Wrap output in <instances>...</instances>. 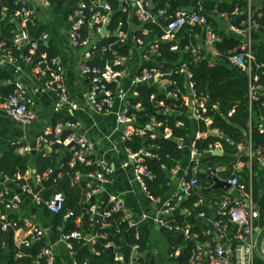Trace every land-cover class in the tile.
Here are the masks:
<instances>
[{"label":"trees","instance_id":"obj_1","mask_svg":"<svg viewBox=\"0 0 264 264\" xmlns=\"http://www.w3.org/2000/svg\"><path fill=\"white\" fill-rule=\"evenodd\" d=\"M70 1L49 0L56 11L65 10L68 15L72 14L77 8L76 5H70ZM79 1H86L89 6L91 3V0ZM153 1L157 9H167L169 14L190 6L198 8L200 2L204 7L202 13L208 15L209 22L214 26L216 35L219 36V39L214 42L215 49L219 55L216 57L213 65H211L212 54L208 51L207 46L201 42V39L205 38L202 26L187 25L174 39H165L164 27L158 22L145 23L142 27L143 30H136L134 27L136 24L139 25V22L135 18H131L128 11H123V6L119 0H109L112 6L111 22L108 25L109 29L116 31L120 23H122V30H128L130 37L134 36L144 41L143 46L145 50L150 46V42L157 40L159 46L158 53L152 54L153 62L147 66L151 67L159 61H164L172 63L174 67L172 74L168 75L171 83L165 90L162 91L154 84L136 85L131 89V94L127 98L129 102L128 116L135 118L131 123L134 122V128L144 130V134L142 135L136 132L130 135L127 145L135 153L144 151V153L150 154L144 157V164L153 175L146 176L145 182L149 194L158 198L163 197L168 190L167 185L171 181L172 170L179 165L185 156L184 148L187 142H194L197 153L202 157L200 161L201 166L193 176L198 179L201 185H209L207 184L209 183L208 174L203 172V168L224 166L225 170L219 172L221 178L237 177L238 172L235 170V166L239 160L238 156L236 157L239 153L238 145L245 140L244 132L246 129L248 131V122L253 110L256 115L264 116V97L255 100L252 107L253 110H250L251 104L248 99L249 76L247 72L233 64L229 59L235 49L240 46L242 37L234 31L219 33L218 24L210 16L225 14L228 16L231 25L241 28L249 17V3L247 0ZM22 5L23 1L21 0H0V43H4L5 51L3 53L10 52L15 58L21 55L33 56V62H30L33 69L43 53H47V56L52 58L58 57L60 52L52 41L46 44V40L43 38L46 27L38 19L30 21L26 26L31 40L38 43L35 52L30 54V45H26L23 49L18 48L14 43L17 24L13 19L16 18V12ZM4 7L8 8L5 17H3ZM97 10L104 12L101 8ZM86 13L87 19L81 29L84 38L89 37L91 31L90 17L92 12L90 8L86 10ZM252 15L258 25L257 28L253 29L252 34L253 51L257 65L260 66L255 69V72L259 74L260 83L264 86V6L258 8L257 4L252 5ZM145 30H147V33H143ZM129 40L127 39L123 42L119 36H106L101 40L99 48H111L108 52H102L98 49L90 63L102 67L106 62L112 64L117 56H128L131 49ZM175 45L179 47L177 51L172 49ZM198 45H200L199 55L201 58H198V54L186 49L188 46L192 48ZM182 64H186L193 74L192 81L197 97L200 100H206L203 119L193 120L190 118L191 110L184 100L186 90L184 87L185 74L180 72ZM116 86V83L109 84V88L113 91L116 90ZM167 91H178L179 97L173 99L168 96V93H163ZM10 92L8 87H0V93L3 96L9 95ZM208 95H211L214 104L209 102ZM160 100L165 105H160ZM168 107L171 108L170 112H166ZM218 108L221 110V113L218 112ZM204 118H209L212 122L207 124ZM59 121L65 123L73 120L69 117L56 114L54 116V125ZM179 122H183V125H179ZM148 125H151L152 128H147ZM253 125L254 127L249 134L253 150L255 152L261 150L264 154V133L258 129L256 120L255 123L253 122ZM210 130H219L223 137L210 135ZM196 131L205 132L208 135L196 139ZM71 132V130H63L58 137L54 134L45 136L47 142H41V147L35 155L31 152L21 154L19 152L21 148L19 144H9L4 153L0 155V181H4L5 177H9L11 180L19 183L20 186L28 184L33 188L31 180H26L24 176L30 166L35 164L40 184L37 188L33 189L34 192L42 200H48L58 192L64 194V207L60 213H55L56 225L61 226L65 234H70L74 231L88 234L93 230L94 210L97 204L95 198L88 200V192L91 191V188L88 187V182L93 183V187L98 188L100 186L99 182L89 179L87 176L98 169V164L97 162L90 164L76 162L72 164L73 150L71 148L67 149L64 145V140ZM50 142H54V144L52 151L48 153L46 146ZM218 143L222 145L224 150L223 155L208 156L209 151L215 148V145ZM243 159L247 161L249 157L246 156ZM193 167L194 165L191 164L186 179H191ZM55 170H58V175L53 178L51 177V173ZM79 175L81 177L77 180ZM239 181L241 184H247L249 176L244 175L242 179L239 178ZM195 190L181 204L183 209L189 208L191 214L180 213L173 217L183 227L186 224H190L191 235L198 234L197 238L193 236L185 238L183 233H181L183 232L182 230H173L171 232L174 235L172 243L182 245L184 247V255L186 256L193 251L198 242L213 240L214 236L213 233L205 234L209 227L204 220L198 217L200 213H205L208 218L212 217L213 209L209 202L214 196L204 190H201L200 194L197 195L198 189ZM5 198L8 201L10 195L5 196ZM202 199L204 202L197 204ZM70 212L71 215L66 217ZM100 212L103 214L105 226L101 229L94 244H87L84 237L69 239L74 258L78 264H83L84 262H89L90 264H121L117 260L115 253L107 251L108 244L122 246L126 242L131 246L139 244V248H143V245L136 238V227L129 226L121 211H112V203L105 202L100 208ZM108 212L110 216L107 217L105 214ZM78 220L80 222H77ZM172 224L175 223L173 222ZM1 225L0 223V248H2L3 244H8L12 255H15L19 251L24 254L23 257L14 260L11 264L48 263L46 258L41 254L45 247L44 242L34 243L31 246L23 245L20 249H17L14 246L13 230L4 231ZM185 260L186 258L183 259L182 263ZM140 263V260L133 262V264Z\"/></svg>","mask_w":264,"mask_h":264},{"label":"crops","instance_id":"obj_2","mask_svg":"<svg viewBox=\"0 0 264 264\" xmlns=\"http://www.w3.org/2000/svg\"><path fill=\"white\" fill-rule=\"evenodd\" d=\"M25 1L32 9L35 10L36 19H38L46 27V32L44 33V35L47 36L45 41L46 44H49V42L52 41L60 52L58 58L62 68L63 87L68 92L71 101L78 104V108H72L70 105L58 107V99L56 94L45 90L44 79L38 77L35 74L31 64L25 61L24 55L15 58L13 55L8 56V53H0V87H8L11 92H13L17 84H21L26 87L29 93V98L33 103V107L37 114L33 123L23 125L5 114L4 110L0 107V155L4 153L9 144H19L21 149L26 146L32 148V145H34L38 152L39 148L41 147V139L49 134H54L56 137H58L55 133V129L58 124L79 122L80 126L77 129V132L80 135H86L95 143V157L97 161L104 162L111 170V173L107 176V180L101 184L99 183V191H97L93 197L97 200L94 214L102 215V223L104 226L103 214L100 212V208L105 202H110L109 199L111 197L115 196L121 199L124 207L136 221V238L143 245V248H139V244H137L136 248L132 246L133 251L127 263L125 262L124 256L121 253L114 252L117 255V260H119L121 264H133V262L136 260H140V264H186L188 262V256L190 253L187 256L184 255V247L182 245H176L172 243V239L174 237V235L171 233L172 230L160 227L153 221V219L156 217L160 218V216L169 218L172 223H175L174 228H179L175 229V231H185L188 229L190 231V235L192 234L190 224H186L183 227L182 225L178 224L173 217L180 213H185L187 215L191 214L189 208L186 207L183 209V206L181 205L187 199L179 200L177 198V193L181 190L182 181L187 178V175L189 174L191 164L194 165L192 169V177L197 173L199 167L201 166L200 161L202 157L197 153L194 142L186 143L184 148L185 156L176 167L177 169L174 168L172 170L171 181L167 185L168 190L165 192L164 196L158 198L151 196L148 190H145L142 187L134 169V162L125 151V144L122 141L124 129L120 132L119 130H115L118 113L121 111L125 103L119 98H116L114 108L110 112H99L90 103L89 94L91 90V82L87 76L83 75L79 71L78 68L79 63L85 60V50L82 48L73 47L69 40V33L73 22L71 16L74 14V12L68 15L65 10L56 11L54 6L50 4L49 0ZM247 1L248 3L250 1L251 6L255 4H257L258 8L263 6V0ZM223 20H225L229 25V28L225 32L234 31L241 35L237 29L238 27L229 23L228 16ZM13 21H15L16 24L18 23L16 19H13ZM136 30H143V28L141 27L140 29ZM143 33H147V30H145ZM105 37L102 32H95V34L91 33V40L95 44H100L101 40ZM129 39V42L131 43V56L128 57L126 73L121 79V86L126 90L128 97L131 94V89L136 86L134 85L133 80L137 74L151 62H153V59L148 60L145 58V47L143 45H139L135 41L134 36L130 37ZM44 54L47 55V53H43L42 55ZM173 68L174 67L166 70L160 69L164 73V76L161 78L162 84L154 85L158 86V88H160L162 91L165 90V88L171 83L168 75L172 74ZM186 80L187 79L185 76L184 87ZM185 90L186 96H184V100L190 107V118L193 120L197 119L192 117V107L194 105V100L190 97L191 95L187 92L186 87ZM163 93H168V96L173 99H177L179 97L178 91H167ZM254 102L255 101H252V103H250V110H253L252 107ZM159 104L165 105V103L161 100L159 101ZM167 111L170 112L171 108L168 107L166 109V112ZM56 114L69 117L73 121H67L65 123L59 121L54 125V116ZM251 115L252 116L248 122L249 132L247 129L245 130V140L238 145L239 153L236 155V157L238 156L239 160L235 166V170L238 172V178L242 179L244 175L249 176L248 183H245L246 189H240L233 186L229 191H223L222 189H212L214 182L211 179L208 171L212 169L216 170L218 177L228 182L231 178H233H221L219 176V172L225 170L224 166L208 169L203 168V172L208 174L209 183H207L208 181L206 183L209 185L207 186L199 184V187L196 188L198 189L196 192L197 195L200 194L201 190H204L208 192V194H213L214 196L209 202L213 209L212 217H206L205 213L198 214V217L205 222L206 220L212 221L213 224L218 219H221L224 222L226 231L223 238H220L217 230L215 231V228L211 229L207 222L206 224L208 225L209 229L205 232V234L213 233L214 236L212 241H215L214 243L217 244L219 243L230 251L232 264H264V258L258 253L259 238L261 233L264 231V167L261 165L256 156L252 158L249 154V134L254 127L253 122L255 123L256 120L258 123V129L260 132L264 133V131H262L263 129L260 128V124L264 127V116L256 115L254 110ZM205 121L207 124L212 122L209 118H207ZM131 125L133 126L134 122ZM63 130L70 129L64 126L60 133ZM216 131V135L213 136L219 135L220 137H223L219 130ZM209 134L211 135V132H209ZM207 135L208 133L205 132H195L196 139L206 137ZM53 144L54 142H50L46 146L48 153L52 151ZM64 145L67 149L71 148L69 143H64ZM215 147L216 151H223L222 154L219 155L222 156L224 153L222 145L218 143L215 145ZM21 149H19L20 153ZM254 153L257 154L255 151ZM246 156L249 157V160L247 161L243 159ZM31 166L24 178L29 181L31 180L33 188L28 184L26 185L31 189L32 193H28L23 190L25 185L20 186L19 183H17L15 180H11L9 177H5L4 179L5 182L0 188V197L3 195L4 199H6L5 196L10 195V198H8L10 200L18 196L20 200L19 203L16 202L17 206L15 208L5 209L8 214V221L10 223L8 227L5 228L4 222L0 220L2 229L4 231H9L10 229L13 230L14 246L17 249H20L23 245L31 246L34 244L31 242L30 232L32 231V227L39 226L44 230L46 235L43 242L45 245H49L54 248L55 257L58 264H78L74 258L72 247L69 246V241L66 242L62 239V235L65 233H63L62 227L57 226L55 223L56 214L51 212L44 204H38L35 200L34 195L38 194H36L33 190L37 187L34 185L32 177L34 174L36 175L38 186L40 184V179L37 175V171L34 173ZM53 173L54 171L51 173V175ZM250 189L252 190L251 194L253 195L255 202L254 206L257 207V210L260 212V216L256 222L259 231L255 232L254 234V248L251 251H247V248L249 244L252 243L253 239L249 240L236 236V229L231 224L229 217L226 214L227 208L224 206L225 199L223 196L228 194L232 197H240L245 199L247 195L250 194ZM203 202L204 201L202 199V201L198 203ZM169 206L172 207V211L169 214H166L165 210ZM176 211L179 212L176 213ZM95 215L93 219V228L95 225ZM15 222H17L16 226L13 225ZM77 222H80V220ZM100 231L98 232L97 236L92 239H88V235H90L91 232L85 234L87 237H85L86 243L92 245L95 242V239L98 237ZM181 233H183L185 238H189L185 235V232ZM52 234L58 236L55 241H51ZM196 235L198 237V234H194L192 236L195 237ZM199 243L200 242H198L196 246ZM109 246L120 248L123 245L115 246L113 244H108L107 248H109ZM262 250L264 253V240ZM23 255L24 254L21 251L16 252L15 255H12L10 246L8 244H3L2 248H0V264H11L14 260L23 257ZM184 258H186V260L182 263ZM36 263L39 264L38 262Z\"/></svg>","mask_w":264,"mask_h":264},{"label":"built area","instance_id":"obj_3","mask_svg":"<svg viewBox=\"0 0 264 264\" xmlns=\"http://www.w3.org/2000/svg\"><path fill=\"white\" fill-rule=\"evenodd\" d=\"M23 1V5L19 10H17L14 19L21 24L23 29L22 33H19V29H17V33L14 37V43L18 46V48L23 49L26 45H30L29 48L30 54H33L38 46L36 41H32L29 33L26 29L27 24L30 21L36 19L35 10L32 9L29 4ZM123 6V11H128L131 18H135L139 22V26L143 27L145 23L148 22H157L158 17H164L166 20V24L164 27L165 31V39H174L178 33H180L185 26H196L200 25L204 29L205 38L202 39L204 44L207 46L208 51L212 54V60L210 62L213 65L216 57L219 55L218 51L215 49L214 42L219 39V36L216 35V31L214 26L209 22L208 15L203 14L204 11L203 5L199 2L198 8L192 7V10L180 9L175 13H168L167 9H157L156 4L153 0H119ZM250 4V1H249ZM77 8L74 11V14L71 16L73 20L72 26L69 33L70 44L75 48H82L85 50V60L80 62L78 65L79 71L87 76L91 82V90L89 94L90 103L92 106L99 112H110L114 108L115 99L119 98L122 100L125 105L118 113L116 129L123 131L122 141L125 144V151L134 162V169L137 174V177L142 185V187L147 190V185L145 182L146 176H152V172L149 168L144 164V157L150 154L144 153V151H140L139 153L133 152V150L127 145V141L130 139V135L134 132L142 135L144 134V130L140 128H134L131 122L135 118H130L128 116V94L126 90L121 86V79L126 73V64L128 61V57L131 56V49L128 56H117L114 62L111 64L110 62H106L104 66H98L90 63L94 54L97 52L99 48V43L95 44L91 40V33L95 34V32H102L104 27L108 28L109 23L111 22V14H112V6L109 3V0H91L90 6L86 1H78L76 4ZM90 8L92 12L90 17V25L91 31L90 36L84 38L81 32L82 26L86 22L87 13L86 10ZM101 8L104 10H97ZM7 7H4V15L6 16ZM212 16V15H210ZM222 19H226L227 15L221 14L219 15ZM77 19V20H76ZM122 23H120L118 29L113 32H117L114 36H119L121 41H125L130 38L129 31L122 30ZM161 25V24H160ZM247 25V26H246ZM137 26V25H136ZM135 26V27H136ZM134 27V28H135ZM257 22L253 19L252 15V6L250 4L249 8V17L247 22L243 23V27L237 28L241 33L243 40L241 41L240 46L235 49V51L229 57L230 61L240 67L243 71L247 72L249 76V100L250 103L259 99L260 97H264V86L260 83V76L257 72H255L256 68L260 66L257 65L256 57L253 51V29L257 28ZM109 29V28H108ZM111 31V30H109ZM110 36V35H107ZM105 37V36H104ZM43 38L46 40L47 36L43 35ZM135 41L139 45H144V41L141 38L135 37ZM150 46L145 50V58L152 59V54H157L159 50L158 41L154 40L149 43ZM111 47H102L100 50L102 52H108ZM178 46L175 45L172 47L173 50H178ZM187 50H191L193 53L198 54V58H201L199 55L200 45L196 47L190 48L186 47ZM4 43H0V53L4 52ZM115 54V51H114ZM8 56H11V53L8 52ZM25 61L30 63L33 62V56L25 55ZM88 60V61H87ZM35 74L44 79V88L48 92H53L56 94L58 99L57 104L58 107H62L65 105H70L72 108H78V104L71 101L70 96L66 89L63 87V74L62 68L60 65V60L58 57H48L46 54L42 55L39 59L37 65L33 68ZM180 72L185 74L186 79L189 82V86L191 88V98L194 100V105L192 107V117L197 119H203V111H205V101L203 99H199L194 90V83L192 81L193 74L187 68L186 64H182L180 66ZM164 73L157 67V64H154L151 67L146 66L142 69L135 79L133 80L134 85H142L146 83L152 84H162V77ZM186 80V81H187ZM116 83V90L113 91L109 88V84ZM264 105V101H263ZM0 107L4 110L5 114L9 117L13 118L17 122L28 125L33 123L36 119V111L33 107V103L29 98V93L26 87L21 84H17L15 86L13 92H11L7 96H3L0 93ZM207 120V118H204ZM179 125H183V122H179ZM66 126L72 132L70 135L64 140V143L72 144L71 149L73 150V160L72 164L76 162H84V163H93L97 162L98 169L88 174L89 179H94L100 184L107 180V176L111 173L109 167L102 161H97L96 159V147L95 143L88 138L86 135H80L77 132V129L80 126L79 122H67L66 124H58L55 129V133L57 136L60 134L62 128ZM147 128H152L151 125H148ZM260 128L263 129V125L260 124ZM251 130V129H250ZM217 132L216 130H211L210 132ZM42 141L47 142L46 137L41 139ZM249 154L250 157L256 156L260 161L261 165L264 167V154L261 150H257V154L254 153L253 145L251 139L249 138ZM21 149V148H20ZM216 149L213 148L210 151H214ZM21 153H29L32 151V148L26 146L22 148ZM177 169V168H176ZM80 175L77 177V180L80 179ZM5 181H0V188ZM229 183L233 187H238L240 189H246L245 184H241L238 177H233L229 180ZM199 181L197 178L192 179H184L181 184V190L177 193V198L179 200L187 199L192 195V192L199 187ZM88 187L91 188V191L88 192V200L93 198L99 188L93 187V183L88 182ZM23 190L32 193L31 189L25 185ZM249 195L245 199L240 197H232L231 195H224V206H226L227 215L231 224L236 229V236L239 238L252 240V243L249 244L247 251H251L254 247V234L259 231L257 226V219H259L260 212L257 210V207L254 206L255 202L253 199L252 190L250 189ZM35 200L38 204H44L51 212L60 213L64 207V194L62 192L56 193L52 198L48 200H42L39 195H34ZM20 198L16 196L13 199L6 201L1 195L0 197V220L4 222V227L7 228L9 225L8 214L5 209L15 208L16 202L19 203ZM110 203H112V211H121L124 215V218L128 221L129 226L135 227L136 221L132 217V215L127 211L124 207L121 199L117 197H111L109 199ZM202 201V200H200ZM199 201V202H200ZM199 204V203H197ZM166 214H169L172 211V207L169 206L165 210ZM204 214V213H202ZM71 213H68L66 217H69ZM107 217L110 216V213L105 214ZM153 221L158 224L162 228H166L169 230H175L179 228H174V224H172L171 220L166 217L160 216V218L156 217ZM13 225H17L15 222ZM215 231L217 230L220 238H223L226 231V226L221 219H218L214 222ZM105 226V224H104ZM103 226V227H104ZM185 235L191 237L190 231L186 229ZM45 232L44 230L37 226L32 227V231L30 232V239L33 243H40L45 240ZM86 237L81 231H74L70 234H63L62 239L66 242L69 241L70 238H82ZM197 237V235L195 236ZM87 238V237H86ZM215 241H205L200 242L193 251L190 252L188 256V262L186 264H232L230 251L227 250L224 246L219 243H214ZM95 243V242H94ZM93 243V244H94ZM69 246L72 245L69 243ZM110 247V246H109ZM137 245L134 246L136 248ZM41 254L46 258L48 264H58L55 257V250L52 246L45 245ZM84 264H89L85 262Z\"/></svg>","mask_w":264,"mask_h":264},{"label":"water","instance_id":"obj_4","mask_svg":"<svg viewBox=\"0 0 264 264\" xmlns=\"http://www.w3.org/2000/svg\"><path fill=\"white\" fill-rule=\"evenodd\" d=\"M77 2H78V0H71V1H70V5L74 6V5L77 4ZM262 4H263V6H264V0L262 1ZM188 9H189V10H192V7L188 8ZM212 18H213V19L216 21V23L218 24V32H219V33H223V32H225V31H227V29L229 28V25L227 24V22H226L225 20H223L221 17L216 16V15H212ZM76 20H77V19H76ZM157 22H158L159 24H161L162 26H165V24H166V20H165V18H164V17H161V16L157 18ZM17 27H18V29H19V33H22L23 29H22V27H21V24L17 23ZM140 28H141V26H139V25H137V26L135 27V29H140ZM102 34H103L104 36H107V35L114 36V35L117 34V32L109 31L107 27H104V28L102 29ZM201 42L204 44V41H203V40H201ZM157 67H158L159 69H161V70H166V69H171V68L173 67V64L170 63V62L159 61V62H157ZM185 87H186V89H187V92H188L189 94H191V88H190V86H189V82H188V80H187L186 83H185ZM208 100H209V102H210L211 104H214V100H213V98L211 97V95H208ZM218 112L221 113V110H220L219 108H218ZM211 135H216V133L213 131V132H211ZM69 146L71 147L72 144H70ZM36 152H37V150H36L35 146L32 145V151H31V153H32L33 155H35ZM222 152H223V151H221V150H219V151H218V150H217V151H216V150H214V151H210V152L208 153V156L220 155V154H222ZM31 168H32L33 172L36 173V171H37V170H36V166H35V165H32ZM216 172H217V171L214 170V169L208 171V173H209L211 179H212L213 182H214V184H213V186H212V189H213V190H216V189H222L223 191H229V190L231 189V187H232L231 184H230L228 181H226V180H222V179H220V178L218 177V175H217ZM57 175H58V170H55L54 173L51 175V177L54 178V177H56ZM32 179H33L34 185H35L36 187H38L37 177H36L35 174H34V176L32 177ZM212 189H211V190H212ZM177 212H179V211H176V213H177ZM206 222L208 223V225H209V227H210L211 229H214V226H213L212 221L206 220ZM102 227H103V223H102V215H100V214H96V215H95V225H94V228H93V231L91 232V234L88 235V239H92V238L96 237L97 234H98V232L100 231V229H101ZM57 238H58L57 235H55V234H52V235H51V241H55ZM263 240H264V231L261 233V236H260V238H259V242H258V253L264 258V253H263V250H262ZM107 251H108L109 253H114V252L121 253V254L124 256L125 262L127 263V262L129 261L130 257H131V254H132V251H133V247L130 246V245H128L127 243H124L123 246L120 247V248H115V247L111 246V247H109V248L107 249Z\"/></svg>","mask_w":264,"mask_h":264}]
</instances>
